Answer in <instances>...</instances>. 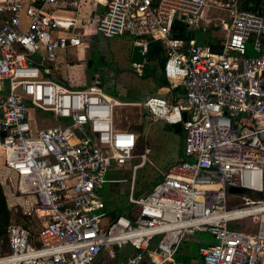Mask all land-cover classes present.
Returning a JSON list of instances; mask_svg holds the SVG:
<instances>
[{"label": "built area", "instance_id": "2783aa9c", "mask_svg": "<svg viewBox=\"0 0 264 264\" xmlns=\"http://www.w3.org/2000/svg\"><path fill=\"white\" fill-rule=\"evenodd\" d=\"M254 6L0 0V182L41 220L35 235L19 222L9 225L7 242L0 238V264H264V57L248 50L251 41L262 51L264 10ZM212 26L223 34L220 50L195 38ZM92 32L131 34L144 53L151 38H160L166 89H184L177 100L155 94L136 103L150 122L182 124L183 156L137 196L133 176V206L117 215L108 212L101 190L116 182L110 170L139 157L134 175L145 164L146 151L134 153L139 134L117 125L115 109L124 103L100 79L73 88L54 68L62 63L60 50L88 44ZM231 197L243 200L230 206ZM244 218L257 227L229 226ZM201 231L217 241L199 246L200 259L177 258L185 234ZM126 245L132 251L117 259Z\"/></svg>", "mask_w": 264, "mask_h": 264}, {"label": "rangeland", "instance_id": "374dc122", "mask_svg": "<svg viewBox=\"0 0 264 264\" xmlns=\"http://www.w3.org/2000/svg\"><path fill=\"white\" fill-rule=\"evenodd\" d=\"M264 2V0H263ZM103 10L101 5L97 9ZM179 36L185 37L184 24L178 23ZM133 36L131 34H116L105 36L101 32H92L88 38V44L79 47H72L59 51L58 67H54L59 73V80L65 81L69 87H84L93 81L102 79L99 83L104 90L112 97L122 101L115 109V118L118 126L130 128L138 132V146L134 153L139 154L146 151L147 160L138 170L132 172L134 163L140 161L135 157L133 161L118 169H112L108 176L116 179L114 183H107L102 189V198L108 205L110 214L125 213L133 204L129 201L131 178H134L136 196L140 191L149 189L156 180L161 178L164 165L172 159H176L183 152V134L175 132L164 121L150 122L143 106L136 104L156 89V79L154 77L142 76V67L137 69L131 62L133 50ZM249 53L260 55L263 53L253 50L251 41L248 43ZM79 56L78 58H76ZM93 61L92 72L86 70L87 61ZM67 63V64H66ZM61 65H63L61 67ZM171 97L172 92H166ZM52 123L58 120L49 113ZM51 123V124H52ZM7 197L8 206L11 210V223L26 224L32 234H37L41 220L35 214L27 212L28 207L24 198L15 197L9 184H3ZM243 194V193H242ZM251 197H256L258 193H245ZM241 197H231L230 206L242 202ZM34 202L32 200L30 203ZM229 226L239 229H255L257 224L251 218H244L231 221ZM217 240L206 231L194 234H185L181 242L180 249L183 253L197 256L198 248L201 244L216 242ZM119 248H116V250ZM121 251L129 253L132 251L129 245L122 247ZM105 262L110 263L107 254L101 257ZM177 258H180L177 256ZM118 259V258H117ZM181 259V258H180ZM98 261L96 264H100Z\"/></svg>", "mask_w": 264, "mask_h": 264}, {"label": "trees", "instance_id": "16d2710c", "mask_svg": "<svg viewBox=\"0 0 264 264\" xmlns=\"http://www.w3.org/2000/svg\"><path fill=\"white\" fill-rule=\"evenodd\" d=\"M253 2L255 6L259 8H262V4L264 3L263 0H242V4L245 5L246 3ZM186 37V35H185ZM208 42V41H207ZM213 44V47L215 50L221 49V43L219 42V39L217 40H211L210 41ZM261 43L264 44V35L261 36ZM167 59V53L166 48L163 42L160 38H151L148 43V49L146 51V61L142 66V76H148V77H154L157 81L155 88L159 89L164 86H169V82L164 74V66ZM153 93L148 94L149 95H155L157 94V91H152ZM173 96L175 97V100L181 97V95L184 93V89L181 87H177L173 89ZM146 96V97H147ZM171 127V125H168ZM160 179L156 180L154 184L147 190L140 191V194L147 192L151 188H153ZM262 196L261 193L257 195V198H260ZM11 210L8 206L7 197L3 188L2 183L0 182V238L4 240V242H7L8 239V227L11 224ZM26 227L27 225L24 224ZM210 234V233H209ZM211 235V234H210ZM212 236V235H211ZM180 249H182L180 247ZM178 257L181 259H194V256L189 253H183L181 250H179ZM124 257L123 252L117 253V258L122 259Z\"/></svg>", "mask_w": 264, "mask_h": 264}, {"label": "crops", "instance_id": "0c3cea01", "mask_svg": "<svg viewBox=\"0 0 264 264\" xmlns=\"http://www.w3.org/2000/svg\"><path fill=\"white\" fill-rule=\"evenodd\" d=\"M262 7H263V10H264V3L262 4ZM222 35H223L222 33H218L217 30L215 28H213V26H212L209 29H207L206 32H201V33H198L197 35H195V38H196L197 41H200V42H207V41L210 42L211 40H217V39H219V36H222ZM260 53H263V54H260V55H262L264 57V44H263L262 51ZM100 81H102V79H100ZM166 88H167V86L161 87V88H159V91L156 92V93L157 94H164L165 96H168L167 93H163V91H162L164 89L167 92V89ZM172 95H173V92H172ZM166 124L169 125L168 123H166ZM181 132L183 134V146H184V132L183 131H181ZM182 149H183V147H182ZM182 156H183V152H181V154H180V156L178 158L172 159L168 163H166L164 165L163 169H166L171 163H173L174 161L180 159ZM101 194H103L102 193V190H101ZM107 207H108V205H107ZM194 257H196V256H194Z\"/></svg>", "mask_w": 264, "mask_h": 264}, {"label": "water", "instance_id": "95a60500", "mask_svg": "<svg viewBox=\"0 0 264 264\" xmlns=\"http://www.w3.org/2000/svg\"><path fill=\"white\" fill-rule=\"evenodd\" d=\"M145 61H146V53L143 52V47L140 45H134L133 50H132V55H131V62L133 64H140L143 66ZM171 127L173 128L175 132L180 133L182 131L181 123L172 124ZM229 190L231 192H236V193H247L248 192L246 189L242 187H236V186H231Z\"/></svg>", "mask_w": 264, "mask_h": 264}, {"label": "flooded vegetation", "instance_id": "af4514ba", "mask_svg": "<svg viewBox=\"0 0 264 264\" xmlns=\"http://www.w3.org/2000/svg\"><path fill=\"white\" fill-rule=\"evenodd\" d=\"M93 69V61L92 60H88L87 61V66H86V70H90V72H92Z\"/></svg>", "mask_w": 264, "mask_h": 264}, {"label": "bare ground", "instance_id": "6f19581e", "mask_svg": "<svg viewBox=\"0 0 264 264\" xmlns=\"http://www.w3.org/2000/svg\"><path fill=\"white\" fill-rule=\"evenodd\" d=\"M222 36H223V35H222ZM247 210H248V209H247ZM247 210H246V211H247ZM211 235H212V236H215V234H211Z\"/></svg>", "mask_w": 264, "mask_h": 264}, {"label": "clouds", "instance_id": "9594fccd", "mask_svg": "<svg viewBox=\"0 0 264 264\" xmlns=\"http://www.w3.org/2000/svg\"><path fill=\"white\" fill-rule=\"evenodd\" d=\"M133 64V63H132ZM169 125H172V124H169ZM182 131H183V128H182Z\"/></svg>", "mask_w": 264, "mask_h": 264}]
</instances>
